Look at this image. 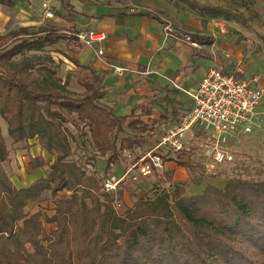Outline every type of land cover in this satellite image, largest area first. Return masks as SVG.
<instances>
[{"label": "trees", "instance_id": "16d2710c", "mask_svg": "<svg viewBox=\"0 0 264 264\" xmlns=\"http://www.w3.org/2000/svg\"><path fill=\"white\" fill-rule=\"evenodd\" d=\"M0 4L13 6L12 0ZM203 10L212 17L225 14L216 7ZM139 14L161 23L150 12ZM48 25L0 36V119L11 144L36 140L54 156L52 163L30 157V170L47 167L48 173L17 188L3 168L9 151L0 126V264H264V181L229 179L223 188L211 184L188 195L168 168L160 178L168 191L139 198L122 214L115 211L121 186L109 194L102 183L124 152H145L157 142L149 139L156 130L153 112L117 116L100 103L105 92L94 71L76 61L85 71L78 77L84 92L68 91L66 81L43 65L35 67L43 81L34 83L32 62L40 59L28 54L66 38ZM73 139L93 163L101 161V171L92 165L89 172L71 159ZM190 160L189 153L167 158L192 172ZM45 194L52 215L28 214L26 208Z\"/></svg>", "mask_w": 264, "mask_h": 264}, {"label": "crops", "instance_id": "0c3cea01", "mask_svg": "<svg viewBox=\"0 0 264 264\" xmlns=\"http://www.w3.org/2000/svg\"><path fill=\"white\" fill-rule=\"evenodd\" d=\"M12 2L11 8L0 4V36L24 28L32 30L44 28L47 24H52L61 33L63 30L74 33L80 30H96L105 33L103 56H98L95 50L88 49L78 40L69 39L67 36L52 46L57 47L56 49L70 61H76L79 65L94 71L99 79L98 87L105 92L100 103L109 107L117 116H129L133 112L137 117L141 116L143 111H152L151 120L155 123L178 122L190 107V101L186 95L173 89L169 80L192 91L212 66L244 79L256 75L260 79L259 87L264 91V62L251 60L244 66L240 65L241 61L238 58L231 62L230 40L226 41V37L220 35L217 30L209 31L207 36H194L199 40L198 49H191L173 39L165 40L163 27L169 22L147 7L155 3L160 4L159 0H12ZM47 2L55 14L54 20L46 21L40 11L41 5ZM149 12L158 17L162 24L151 16L139 14ZM173 27L176 28L175 25ZM63 48L65 52H62ZM73 65L71 62L66 68L72 70ZM115 66L125 68L121 76L115 73ZM82 92L83 87L78 94ZM260 107L264 109V98ZM4 126L7 130L6 123ZM6 133L8 134L7 131ZM26 145L29 146L30 157L41 156L46 162L52 163L54 156L44 151L36 140H30ZM15 146L18 147L20 144ZM167 165L170 169H177L172 162H168ZM34 171L39 175L37 179L45 177L48 173L47 167ZM36 180L26 186L18 187L15 184L14 186L25 188ZM211 184L218 187L212 181H202L195 193L200 194L204 185Z\"/></svg>", "mask_w": 264, "mask_h": 264}, {"label": "rangeland", "instance_id": "374dc122", "mask_svg": "<svg viewBox=\"0 0 264 264\" xmlns=\"http://www.w3.org/2000/svg\"><path fill=\"white\" fill-rule=\"evenodd\" d=\"M160 4H152L147 7L153 9L160 17L164 18L169 23L176 26V31L191 37H203L207 36L209 31L213 32L217 29L214 28V21L220 22L225 28V33L222 36L226 37V41L230 40L232 54H230V60L241 61V66H244L248 61L264 62V0H159ZM193 4V5H192ZM191 5V6H190ZM216 7L223 9L225 14H221L218 17H212L211 14L203 10L204 7ZM48 25V24H47ZM46 25V26H47ZM49 26V25H48ZM47 26V27H48ZM60 32L63 36L68 35ZM57 45V44H54ZM57 47L49 46L42 51H34L29 53L32 58L39 57L40 60H35L33 68L40 65L50 67L60 78L61 82H65L68 87V91L73 94H78L82 86L78 84V77L82 73L80 69L73 65L75 68L69 70L66 68L71 61L59 52ZM66 50L63 48L62 52ZM51 53V54H49ZM51 57L52 61L47 63L44 58ZM228 60V61H230ZM233 64V63H232ZM231 64V65H232ZM37 68L33 69V81L37 83L43 81L44 76L40 74ZM35 83V81H34ZM144 114V113H143ZM138 117V116H137ZM136 118V116H134ZM176 122L166 123H154L156 130L155 135L149 138L151 142H156L159 137L166 131V129ZM0 125L2 127V135L6 141V146L9 151V159L3 164V168L7 172L13 184L16 186H26L31 181L36 180L39 176L34 170L28 168V161L30 156L28 154L29 146L22 143L16 147L11 144L10 138L6 133L5 123L0 119ZM68 127H70L68 125ZM87 131V128H84ZM73 137H76V130L70 127ZM187 134L184 136L187 139ZM74 141V139H73ZM140 149H136L132 154V160L138 158L140 155ZM127 154L124 152L120 164L113 168L111 174L120 175L124 168L127 166L131 159H127ZM71 159L79 162L80 164H86L87 170L92 171L94 165L97 170L101 169V161L98 160L93 163L91 155L86 151H82L80 143L74 141L71 149ZM24 157V158H23ZM47 157V155H46ZM191 163L195 165L194 171H189L185 168L176 166L174 174V180L179 183H183L188 195H195L197 186L202 181L213 182L218 185V188H223L229 179H243L248 181H264V147L261 140L253 139L247 141L239 148V153L236 155L235 163L232 165L220 168L217 173L207 174L205 168L201 165V159L196 154L191 156ZM90 162V164H89ZM170 163V162H169ZM173 164L174 161H172ZM168 164V163H167ZM29 169V170H28ZM166 169L160 173L154 174L152 177L139 179L137 182H124L120 185L122 189V200H117L114 203V209L119 214L124 213L127 207L133 206L139 198L146 197L152 198L154 194L161 193L162 191H168L169 185L163 184L160 178ZM101 171V170H100ZM204 187L200 190L202 191ZM52 203L49 200V194H45L42 197L41 202L31 203L27 208L28 214H33L38 210H42L45 214L52 215L51 213ZM49 229V226H46Z\"/></svg>", "mask_w": 264, "mask_h": 264}, {"label": "built area", "instance_id": "2783aa9c", "mask_svg": "<svg viewBox=\"0 0 264 264\" xmlns=\"http://www.w3.org/2000/svg\"><path fill=\"white\" fill-rule=\"evenodd\" d=\"M46 21L54 20L55 14L50 4L40 7ZM213 26L220 35L225 33L222 23L214 21ZM69 37L103 56L102 45L106 35L96 30H80L77 33L64 31ZM189 34V33H188ZM183 34L166 23L163 38L180 41L191 49L200 48L199 40ZM114 71L122 75L125 68L115 66ZM258 76L250 79L236 77L232 73L212 66L201 79L198 86L190 91L169 80L173 89L186 95L190 107L179 121L166 129L150 150L140 152L138 158L127 159V164L120 175L110 174L103 181V191L116 192L124 182H137L139 179L152 177L166 169L167 158H175L181 153L196 154L207 174H216L220 168L235 163L239 148L253 139L261 140L264 147V109L261 103L264 91L259 87ZM187 139L184 138L185 135Z\"/></svg>", "mask_w": 264, "mask_h": 264}]
</instances>
